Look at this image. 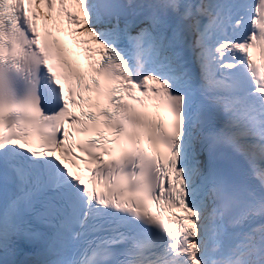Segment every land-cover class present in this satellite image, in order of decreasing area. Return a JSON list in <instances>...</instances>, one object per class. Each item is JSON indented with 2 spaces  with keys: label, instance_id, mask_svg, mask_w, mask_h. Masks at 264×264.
I'll use <instances>...</instances> for the list:
<instances>
[{
  "label": "snow or ice",
  "instance_id": "6c2138e0",
  "mask_svg": "<svg viewBox=\"0 0 264 264\" xmlns=\"http://www.w3.org/2000/svg\"><path fill=\"white\" fill-rule=\"evenodd\" d=\"M0 264H264V0H0Z\"/></svg>",
  "mask_w": 264,
  "mask_h": 264
}]
</instances>
